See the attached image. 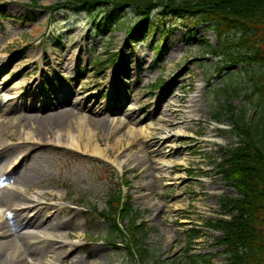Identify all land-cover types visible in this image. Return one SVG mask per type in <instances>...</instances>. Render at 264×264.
Listing matches in <instances>:
<instances>
[{"label": "rangeland", "instance_id": "rangeland-1", "mask_svg": "<svg viewBox=\"0 0 264 264\" xmlns=\"http://www.w3.org/2000/svg\"><path fill=\"white\" fill-rule=\"evenodd\" d=\"M58 1L63 0L38 5ZM119 17L129 25L133 13ZM151 17L154 28L133 43L123 28H96L86 13L49 16L31 0H0V149L7 150L0 173L18 167L17 180L6 178L2 185L9 191L0 189V232L25 202L27 213H41L47 234L55 237L46 238L51 248L25 255L23 264H69L77 258L76 264H207L190 262L189 256L227 264L222 231L207 226L231 218L219 202L238 196L219 172L222 149L239 141L225 106L231 99L235 112L246 108L249 120L262 123L264 67L221 62L209 51L217 41L206 25ZM95 60L105 65L99 73ZM155 80L161 83L153 86ZM221 86L225 93L218 92ZM65 95L77 105L45 109ZM215 110L220 122L210 116ZM57 113L67 116L47 131L37 133L35 123L23 122ZM93 120L101 124H89ZM79 123L91 125L92 141L103 147L104 157L63 144L67 131L77 139ZM105 166L127 180L124 202L146 222L147 253L140 260L135 248L129 252L123 243L104 241L106 221H86L84 210L105 207ZM29 230L35 229L20 233ZM12 237L0 234V241Z\"/></svg>", "mask_w": 264, "mask_h": 264}, {"label": "trees", "instance_id": "trees-1", "mask_svg": "<svg viewBox=\"0 0 264 264\" xmlns=\"http://www.w3.org/2000/svg\"><path fill=\"white\" fill-rule=\"evenodd\" d=\"M60 6L90 12L92 19L104 12L106 15L100 17L98 24L106 26L113 25L112 21L120 11L131 8L133 25L125 28V32L129 33L134 26L136 35L133 38L136 40L151 28L148 19L154 11L163 18L173 16L186 24H206L217 38L216 47L209 50L219 55L221 62L264 66V0H64ZM56 7L49 8L54 10ZM114 25L120 27L117 23ZM260 78L264 79V74ZM219 91L225 93V86L219 87ZM225 108L232 122V132L239 137V142L222 150L225 162L219 172L235 187L238 196L221 202L223 211L233 213L231 219L217 220L211 226L223 231L220 242L225 248L227 264H264V121L248 120L243 108L235 112L231 99ZM217 114L213 112L215 118H218ZM119 186V183L110 185L107 209L101 214L111 219L115 231L120 229L111 216L118 212L123 218L130 212L127 203L123 204L125 208L119 209ZM95 217L89 214L87 220L92 223ZM133 217L129 237L139 241L146 231L135 224ZM137 249L140 256L145 253L144 248L139 246ZM197 259L210 263L208 257Z\"/></svg>", "mask_w": 264, "mask_h": 264}, {"label": "bare ground", "instance_id": "bare-ground-1", "mask_svg": "<svg viewBox=\"0 0 264 264\" xmlns=\"http://www.w3.org/2000/svg\"><path fill=\"white\" fill-rule=\"evenodd\" d=\"M191 101H196L194 97H191ZM67 102H71V99L68 95H65L60 98H56V103L53 102L46 105L45 109H51L53 106L57 105H64ZM74 106L77 105V103L71 102ZM195 103V102H194ZM85 108V104L83 106ZM170 113H173V110H170ZM189 116L191 117V111H188ZM67 115L62 113H57V115L52 114H46V116H43L40 119H32L27 118L23 122H33L37 126V133L39 131H47L48 126H57V124H61V121L66 118ZM179 122V121H177ZM177 122L170 123L172 125H175ZM20 123V120L18 121ZM93 125H99L101 124L100 120H93L91 123ZM88 123H79L76 124V135L77 139L74 140L73 133L71 131L66 132V139H64L63 144L66 147H72L75 149L80 150L81 147L83 149H88L90 153H93L98 156L105 155V152L103 151V147L101 148L100 145H98L93 140V131L91 125ZM167 123H163L161 125L162 128H165ZM160 130V128H158ZM178 133H183V128H179ZM170 150L174 148V144H170ZM0 157L6 156V149L2 148L0 149ZM2 152V153H1ZM27 157V156H26ZM23 158L24 160L26 159ZM31 157H34V159L37 158L35 154H32ZM186 158H180L178 161L180 163H184ZM178 162V163H179ZM166 166V164L162 163L158 167ZM15 168V169H14ZM12 169H5L2 170L0 173V189L7 187L6 185L2 186L5 183L6 178L10 181L17 180L15 179V175L18 172V167H14ZM11 189V188H10ZM4 191H9L8 188L2 189ZM24 204L22 207H20L14 215L11 217V219H8L5 224H3L0 234L6 235L9 234L13 236L12 238H8V240H1L0 241V259H2L3 264H23L25 260V255H37L40 254L42 251L49 249L52 247V245L47 242L46 238L53 239L55 238L53 235H48V228L44 224V219L42 217V214L40 213H33L28 214L27 211L29 210L30 204L27 205L25 202H21ZM33 227L35 230H29L26 231V233H20V229L23 227ZM55 228V225L50 226V229ZM33 239H38L40 243H35ZM66 257V256H65ZM80 260L74 259L69 262V264H76ZM53 264V263H52Z\"/></svg>", "mask_w": 264, "mask_h": 264}]
</instances>
